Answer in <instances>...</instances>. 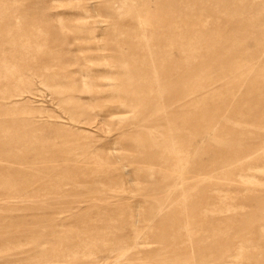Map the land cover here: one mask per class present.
Instances as JSON below:
<instances>
[{
  "label": "rangeland",
  "instance_id": "obj_1",
  "mask_svg": "<svg viewBox=\"0 0 264 264\" xmlns=\"http://www.w3.org/2000/svg\"><path fill=\"white\" fill-rule=\"evenodd\" d=\"M167 1L243 48L242 80L231 93L228 79L211 85L212 96L222 95L206 109L220 119L206 129L193 126L188 104L199 100L177 96L185 67L158 84L165 69L155 50L144 51L155 30L144 13L150 0H0V59L14 66L5 77L0 61V264H264V80L253 86L264 68V29L256 28L264 25V0ZM7 30L23 36L7 41ZM188 119L196 133L188 161L180 177L166 178L164 143ZM234 157L240 166L227 176ZM187 193L205 211L223 204L220 214L254 220L229 245L193 240L177 260L163 235L178 215L173 202ZM124 219L128 243L105 252ZM241 243L247 254L236 260Z\"/></svg>",
  "mask_w": 264,
  "mask_h": 264
},
{
  "label": "bare ground",
  "instance_id": "obj_2",
  "mask_svg": "<svg viewBox=\"0 0 264 264\" xmlns=\"http://www.w3.org/2000/svg\"><path fill=\"white\" fill-rule=\"evenodd\" d=\"M150 1L151 2L149 4V10L144 13L152 16L151 19H147V24L148 26H154L155 30H151L153 34L151 37H148V44L144 46V51H148L149 49L155 50V56H159L161 67L163 66V68L165 69H161L162 73H158V84H160L161 86L163 84H166L165 82L169 80L168 75L171 74V72L178 71L181 67H185L186 69H184V73L179 79L178 87H181V90L177 92V96L179 97L180 95L185 94L186 96L182 98L188 97L189 99L199 100V102L188 104L189 109H194L192 115L196 116L198 119L196 122H194L195 125L193 126H202L204 129H206L210 124H217V121L220 118L217 119L215 116L216 114L210 108L206 109V102L208 100H219L217 98H219L222 94L212 96L216 94H214L215 91L212 90L211 85L214 84L217 80L228 79V82L225 83L223 88L224 91L227 92V94L231 93V90L233 89L236 82H240L242 80L240 69L243 67L244 61H238L236 55L240 53L243 48L241 47L239 42L229 40L230 38L227 39L220 27L210 30L208 28L207 21L203 19L201 15L197 16V18L193 20H186V16L176 13L175 11H173L172 7L166 5L165 0ZM232 1L235 2V4H238L239 2H243L244 0ZM167 3L169 2L167 1ZM2 16L1 20L3 19ZM221 16L225 18L227 17L225 13L219 15V17ZM261 16L264 15L261 14ZM154 18H158L160 20L164 19L165 24L157 26V24L153 22ZM259 24L256 25V28L264 29V25L261 24L262 26H258ZM186 29H191V33L189 32L188 36H185ZM157 30L161 31L160 36H158L160 40L158 43H154L152 38L154 39V37H156V35H154V32H156ZM2 32L4 33L5 29L4 31L2 30ZM15 33V36L11 37L9 34V30H7L5 33V39L11 42L20 40L23 36V32L17 30ZM27 48V46H22L20 50L25 49L26 51ZM23 57L24 56H20L17 59L18 62H20ZM0 61L3 63V65L1 66V70L3 72L6 71L7 75L5 74V77H8L14 66H10L7 63L8 61H6L4 57H2ZM235 62L238 63H236V65H233L232 63ZM3 72L0 71V75ZM256 76L257 78L253 81V86L255 88L259 87L263 83L264 68H261ZM230 81H234V83L231 84ZM247 101L248 100H243V102ZM240 103L241 102L236 104V106H239ZM191 106H193V108ZM231 109H233L234 112L235 110H237V108L234 107H232ZM218 110L219 108H217L215 111ZM192 120L193 119H188L186 126L174 128L175 130H172L174 137L169 141H165L164 143V152L160 155V158L169 166V170L165 174L166 178H174L176 176L180 177L181 169L188 161L187 150L189 144H187V142L190 139L196 137V133L192 134V131L190 130V128L192 127ZM222 120L227 121L228 118H223ZM219 125L220 123L217 127H219ZM179 133H183L182 135H187L186 138L183 139L181 137V134L178 138L176 134ZM183 142L186 144H182ZM255 148L258 149L259 147H250L246 151L253 152ZM241 149L247 148L244 147ZM235 160L236 158L234 157V159L231 161L233 163V166L228 170L227 176H230L232 172H234V170L239 168L240 165L236 163ZM161 165L164 164L161 163ZM210 197L212 196L208 194L202 196L203 199ZM190 202L194 206H190ZM200 202L201 200L198 201L193 199V196L189 193L181 195L178 199H176V201L173 202V209L174 211H177L178 215L169 218V227L166 229L165 233L163 232V237L165 242H169V244L167 245L172 248L173 257H175L177 260H182V258L188 253L187 249L190 248L193 240H198L199 245L202 248L222 247L232 243V240L230 239L232 236L235 235L236 237L246 232V227L243 226V223L245 222L243 216L230 217L220 214V212H224L223 204L205 211L204 208L200 206ZM209 216H213V218L209 219ZM253 220L254 219L251 218L245 223L251 224ZM124 221L126 220H122L118 223V226L115 225L114 227H112L113 229L110 230L109 233L118 238V242L114 243V245L108 246L107 249L105 248V252L111 253L125 248L128 240L125 241L124 236L126 234L123 236V232L125 231ZM109 223H111V221ZM189 224H191L190 227ZM160 230L162 231V229ZM156 231H158V229ZM132 232L133 235L129 236L133 237V245L140 244L136 240V229H133ZM119 233L120 235L119 237H117V234ZM155 237L159 238L157 236ZM228 238L230 240L226 241ZM65 245L68 246V244ZM247 245L248 243H241L237 251L233 255H231V257L235 258L236 260L243 259L247 254V250H245V248L248 247ZM155 254L160 253L157 252Z\"/></svg>",
  "mask_w": 264,
  "mask_h": 264
}]
</instances>
